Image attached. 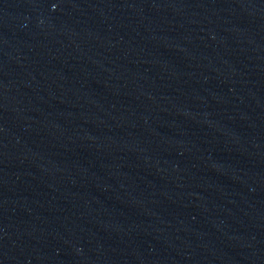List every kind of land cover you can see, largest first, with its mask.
<instances>
[{"label":"water","instance_id":"water-1","mask_svg":"<svg viewBox=\"0 0 264 264\" xmlns=\"http://www.w3.org/2000/svg\"><path fill=\"white\" fill-rule=\"evenodd\" d=\"M0 264H264V0H0Z\"/></svg>","mask_w":264,"mask_h":264}]
</instances>
